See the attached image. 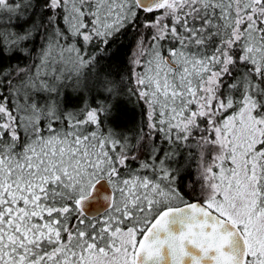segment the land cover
Listing matches in <instances>:
<instances>
[{
    "label": "snow or ice",
    "instance_id": "snow-or-ice-1",
    "mask_svg": "<svg viewBox=\"0 0 264 264\" xmlns=\"http://www.w3.org/2000/svg\"><path fill=\"white\" fill-rule=\"evenodd\" d=\"M0 264H264V0H0Z\"/></svg>",
    "mask_w": 264,
    "mask_h": 264
},
{
    "label": "trees",
    "instance_id": "trees-1",
    "mask_svg": "<svg viewBox=\"0 0 264 264\" xmlns=\"http://www.w3.org/2000/svg\"><path fill=\"white\" fill-rule=\"evenodd\" d=\"M113 67H114V70L119 71V69H116V68H115V64L113 65ZM124 82H125V85H126L127 87H132V85L128 84V79H127L126 76L124 77ZM129 107H131V105H129ZM138 112H139V108H137V113H138Z\"/></svg>",
    "mask_w": 264,
    "mask_h": 264
}]
</instances>
